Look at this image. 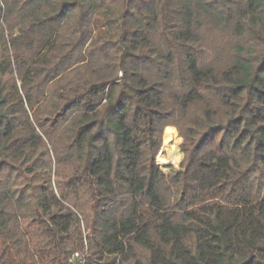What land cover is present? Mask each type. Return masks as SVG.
<instances>
[{
  "label": "trees",
  "instance_id": "obj_1",
  "mask_svg": "<svg viewBox=\"0 0 264 264\" xmlns=\"http://www.w3.org/2000/svg\"><path fill=\"white\" fill-rule=\"evenodd\" d=\"M85 244L264 264V0H0V264Z\"/></svg>",
  "mask_w": 264,
  "mask_h": 264
},
{
  "label": "rangeland",
  "instance_id": "obj_2",
  "mask_svg": "<svg viewBox=\"0 0 264 264\" xmlns=\"http://www.w3.org/2000/svg\"><path fill=\"white\" fill-rule=\"evenodd\" d=\"M167 128L174 129L175 136L170 133L171 134L170 144L164 147V143H163V135L165 132L164 130L161 138L162 145L156 156V162L160 166L162 172H164L165 174H169L171 173V171L177 170L179 164L183 160V155L180 150V145L182 142L181 139L178 137L177 130L174 127L173 128L167 127ZM161 157L164 161L161 160Z\"/></svg>",
  "mask_w": 264,
  "mask_h": 264
},
{
  "label": "built area",
  "instance_id": "obj_3",
  "mask_svg": "<svg viewBox=\"0 0 264 264\" xmlns=\"http://www.w3.org/2000/svg\"><path fill=\"white\" fill-rule=\"evenodd\" d=\"M84 247H85L84 252H75L73 255L69 257L67 261L68 264H87L88 254H87L86 244L84 245Z\"/></svg>",
  "mask_w": 264,
  "mask_h": 264
},
{
  "label": "bare ground",
  "instance_id": "obj_4",
  "mask_svg": "<svg viewBox=\"0 0 264 264\" xmlns=\"http://www.w3.org/2000/svg\"><path fill=\"white\" fill-rule=\"evenodd\" d=\"M170 141H171V134H170V133H166V134L164 135V137H163L164 147H166L167 145H169V144H170ZM163 149H164V148H163ZM161 160H163L162 157H161ZM163 161H164V160H163Z\"/></svg>",
  "mask_w": 264,
  "mask_h": 264
}]
</instances>
